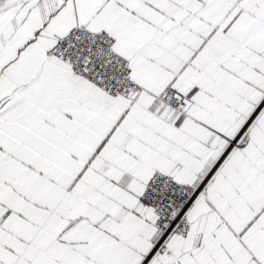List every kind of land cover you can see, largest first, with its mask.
Masks as SVG:
<instances>
[{"label": "crops", "instance_id": "1", "mask_svg": "<svg viewBox=\"0 0 264 264\" xmlns=\"http://www.w3.org/2000/svg\"><path fill=\"white\" fill-rule=\"evenodd\" d=\"M78 24L113 37L137 95L50 54ZM156 170L208 177L160 244ZM0 264H264V0H0Z\"/></svg>", "mask_w": 264, "mask_h": 264}, {"label": "built area", "instance_id": "2", "mask_svg": "<svg viewBox=\"0 0 264 264\" xmlns=\"http://www.w3.org/2000/svg\"><path fill=\"white\" fill-rule=\"evenodd\" d=\"M112 43L113 37L109 33L78 24L54 43L50 54L64 59L79 77L91 80L106 93L135 96L143 87L131 77L129 59L115 51ZM157 97L179 112L186 110L183 95L163 91ZM254 115L228 139L229 148L250 139ZM207 182L208 177L196 184H189L163 171L151 173L143 184L140 198L155 213L154 224L160 231L158 244L168 233L182 234L187 231L189 210L195 199L206 192Z\"/></svg>", "mask_w": 264, "mask_h": 264}, {"label": "bare ground", "instance_id": "3", "mask_svg": "<svg viewBox=\"0 0 264 264\" xmlns=\"http://www.w3.org/2000/svg\"><path fill=\"white\" fill-rule=\"evenodd\" d=\"M100 88V87H99Z\"/></svg>", "mask_w": 264, "mask_h": 264}]
</instances>
